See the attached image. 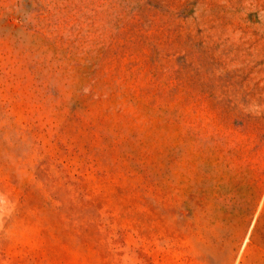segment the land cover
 I'll use <instances>...</instances> for the list:
<instances>
[{"label":"rangeland","instance_id":"374dc122","mask_svg":"<svg viewBox=\"0 0 264 264\" xmlns=\"http://www.w3.org/2000/svg\"><path fill=\"white\" fill-rule=\"evenodd\" d=\"M0 264H264V0H0Z\"/></svg>","mask_w":264,"mask_h":264}]
</instances>
